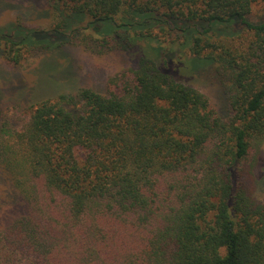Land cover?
I'll return each instance as SVG.
<instances>
[{
  "label": "trees",
  "instance_id": "1",
  "mask_svg": "<svg viewBox=\"0 0 264 264\" xmlns=\"http://www.w3.org/2000/svg\"><path fill=\"white\" fill-rule=\"evenodd\" d=\"M48 2L57 22L10 23L0 57L79 40L99 52L157 41L156 57L108 94L86 87L1 118L0 264H264L248 165L264 141V15L250 19L264 0ZM178 40L190 66L228 76L227 118L162 68Z\"/></svg>",
  "mask_w": 264,
  "mask_h": 264
},
{
  "label": "rangeland",
  "instance_id": "2",
  "mask_svg": "<svg viewBox=\"0 0 264 264\" xmlns=\"http://www.w3.org/2000/svg\"><path fill=\"white\" fill-rule=\"evenodd\" d=\"M253 9L250 19H262L264 2L255 3ZM57 20L58 15L48 0H0V30L12 23L48 28ZM234 27L239 30L241 25ZM156 42L143 40L128 50L99 52L97 47L91 48L79 40L49 51L29 52L19 64L0 57V120L15 107L28 108L44 100L56 102L61 95L77 96L86 87L108 94L113 79L137 69L142 55L156 57ZM165 46L169 47V52L165 61L160 57L162 68L177 81L204 93L227 118L230 115L228 76L216 67H202L197 61H194L195 67L190 66L188 59L192 55L179 40L166 42ZM248 165L253 170L254 194L264 200V141L253 149ZM3 184L4 178L0 176V201L7 197ZM2 211L0 209V213Z\"/></svg>",
  "mask_w": 264,
  "mask_h": 264
}]
</instances>
